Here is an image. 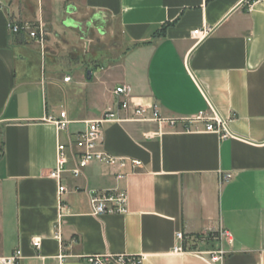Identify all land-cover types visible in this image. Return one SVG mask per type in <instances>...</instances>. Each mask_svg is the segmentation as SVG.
I'll list each match as a JSON object with an SVG mask.
<instances>
[{
    "label": "crops",
    "instance_id": "0c3cea01",
    "mask_svg": "<svg viewBox=\"0 0 264 264\" xmlns=\"http://www.w3.org/2000/svg\"><path fill=\"white\" fill-rule=\"evenodd\" d=\"M9 21L42 27L43 47L11 33ZM205 29L206 38L193 37ZM119 85L164 119L212 108L229 136L119 112L121 121L102 125V150L141 166L120 181L99 163L78 178L65 172L59 198L47 178L57 143L115 111ZM76 91L82 98L71 103ZM61 112L67 132L54 124ZM224 173L231 179L220 184ZM115 188L126 191L127 212L92 216L90 192ZM61 205V264L104 254L140 255L142 264H264L263 0H0V256L20 250V264H59ZM219 228L230 235L223 262L198 253L219 247L211 240L187 249L189 238ZM180 245L187 250L174 252Z\"/></svg>",
    "mask_w": 264,
    "mask_h": 264
},
{
    "label": "built area",
    "instance_id": "2783aa9c",
    "mask_svg": "<svg viewBox=\"0 0 264 264\" xmlns=\"http://www.w3.org/2000/svg\"><path fill=\"white\" fill-rule=\"evenodd\" d=\"M262 1V0H257ZM264 1V0H263ZM8 29L13 34L25 33L30 39L36 41L41 47L45 43V32L42 27H33L28 23L15 24L11 21L8 23ZM210 31L196 30L192 35L200 41L209 35ZM70 81V77H64L63 82ZM115 98V111H107L98 120L85 122V130L77 133L67 142H58L56 147V165L48 174L47 178L58 182L57 194L61 195L67 192L66 186L61 182L63 173L68 172L73 178H78L82 175L83 169L93 163H99L110 169H115V179L120 181L126 177L127 171L133 172L137 170L141 163L135 159L117 158L111 156L102 150V125L105 122L121 121L118 118L119 112H131L132 119L135 121L155 122L159 125L167 123L174 126L180 122L184 131L197 130L192 125H202L204 132H213L219 134L221 137H228L229 133L225 126V122L220 119L217 114L209 109L208 112L201 111L196 115L186 119H164L161 117L157 106L152 102L142 103L139 99L132 96V89L128 85H119L112 91ZM149 115V117H146ZM58 132H67L70 122L66 118L65 112L59 114V118L54 121ZM72 162L74 166L68 169L69 163ZM231 175L228 173L219 176L220 184L229 182ZM89 204L91 215L100 217L103 215L125 214L127 212L128 196L125 190L109 189L100 192H90ZM68 214L67 208L61 205L59 207V215L54 226V238L60 243V250L54 257L59 264L63 263L67 258L62 245L61 227L62 218ZM229 232L223 228H219L215 232L199 235L198 237L189 238V247L193 249L196 245L205 244L211 240L218 243L219 247L207 251H199V254L207 255L211 263L223 262L226 254L222 248V241L229 242ZM179 242H183L186 238L179 232L176 235ZM31 245L34 249H39L41 242L39 239H32ZM181 245L175 247L174 252L181 253L187 250ZM22 254L20 250H14L8 256H0V264H20ZM86 264H142V257L140 255H90L83 258Z\"/></svg>",
    "mask_w": 264,
    "mask_h": 264
},
{
    "label": "rangeland",
    "instance_id": "374dc122",
    "mask_svg": "<svg viewBox=\"0 0 264 264\" xmlns=\"http://www.w3.org/2000/svg\"><path fill=\"white\" fill-rule=\"evenodd\" d=\"M31 25V24H30ZM33 26V25H32ZM34 27V26H33ZM112 46V43L110 42L109 43V45L108 46H106L107 48H109V50L112 48L111 47ZM105 47V48H106ZM71 73V72H70ZM76 88H74V90H75ZM79 93V91L77 92H75L74 94H71V97L69 98V101L71 102V103H73V102H77V103H79L78 101L80 100L79 98H82V93L80 94V96H78L77 94Z\"/></svg>",
    "mask_w": 264,
    "mask_h": 264
},
{
    "label": "water",
    "instance_id": "95a60500",
    "mask_svg": "<svg viewBox=\"0 0 264 264\" xmlns=\"http://www.w3.org/2000/svg\"><path fill=\"white\" fill-rule=\"evenodd\" d=\"M90 75H91V73L88 71L87 72V79H90Z\"/></svg>",
    "mask_w": 264,
    "mask_h": 264
},
{
    "label": "trees",
    "instance_id": "16d2710c",
    "mask_svg": "<svg viewBox=\"0 0 264 264\" xmlns=\"http://www.w3.org/2000/svg\"><path fill=\"white\" fill-rule=\"evenodd\" d=\"M196 237H198V236H196Z\"/></svg>",
    "mask_w": 264,
    "mask_h": 264
}]
</instances>
